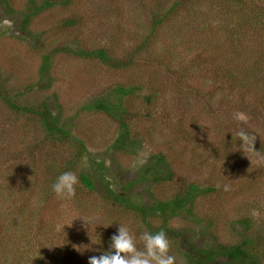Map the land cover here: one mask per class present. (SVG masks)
<instances>
[{"label": "rangeland", "instance_id": "1", "mask_svg": "<svg viewBox=\"0 0 264 264\" xmlns=\"http://www.w3.org/2000/svg\"><path fill=\"white\" fill-rule=\"evenodd\" d=\"M9 1L10 9L0 3V84L5 95L18 106L48 103L72 135L63 144L47 141L37 118L9 109L0 99V264H87L89 256L109 250L119 224L143 247L139 237L148 230L141 218L107 201L100 185L96 192L84 193L77 184L75 197L67 201L52 192L56 177L81 153L79 165L70 171L78 176L102 163L112 188L143 207L173 198L188 184L215 189L196 198L191 214L183 210L169 222L178 234L169 241L175 264H186L180 253L188 240L197 248L236 244L243 220L264 237V76L253 88L238 90L223 78L225 70L214 66L222 54L228 67L245 70L226 54L227 34L246 25L250 9L259 13L264 0H243L245 10L232 0H189L183 11L189 18L178 15L158 28L152 8L176 0H72L68 10L54 8L32 18L30 31L23 33L29 0ZM70 17L78 25L68 29L64 22ZM251 34L256 49L264 31L258 25ZM242 38H235L236 43L240 39L242 52L250 51ZM66 45L104 48L118 59L133 55L135 62L116 70L96 59L60 53L50 80L41 78V56ZM261 48L264 54L262 43ZM131 85L159 96L150 112L140 99L132 101L140 115L131 127L139 143L119 152L112 146L116 123L86 106L117 86ZM241 131L256 138L253 148L240 139L236 143ZM157 155L166 157L170 180L129 189ZM161 221L154 217L150 222L158 227ZM3 227L12 229L4 233ZM214 264L232 263L219 257Z\"/></svg>", "mask_w": 264, "mask_h": 264}, {"label": "trees", "instance_id": "2", "mask_svg": "<svg viewBox=\"0 0 264 264\" xmlns=\"http://www.w3.org/2000/svg\"><path fill=\"white\" fill-rule=\"evenodd\" d=\"M72 0H29L28 11L29 14L24 17L25 20L21 22L20 28L21 32H29L31 19L40 13L52 10L54 8L68 10L73 6ZM224 3L226 0H222ZM238 3L240 6H244L245 9H249L246 5L247 3L243 0H232ZM1 5L5 9H10L9 0H0ZM189 0H176L171 6L170 2L166 5L157 4L155 9L152 8V21L155 28L165 25L169 19L173 17H178V15L184 14L185 17L189 18V13L186 9ZM237 5V7L239 6ZM261 10L256 13L254 9H250L251 16L247 17L246 25L233 30L228 33V39L226 42V54L235 60H238L240 67H244L245 70H237L232 66L228 67V63L223 61V55L221 54L220 48L218 51L219 58L214 62L215 68L218 72L224 71L223 78L227 81L232 82L235 89L238 90H249L253 88L257 81L264 76V54L261 48V43L264 45L262 37H258L261 41L259 46L255 49L252 45L251 32L256 30L259 25V29L264 31V1L260 5ZM255 12V13H254ZM256 22V27H251V22ZM195 22V21H194ZM64 25L66 28L71 29L78 25L76 18L70 17L65 20ZM243 30L244 32L240 31ZM242 38V45L247 42L249 44L250 51H243V46L240 45V39L236 43L238 36ZM36 43H40L41 38L35 36ZM40 39V40H39ZM39 46V50L41 47ZM77 46V45H76ZM61 46L56 47L41 56V66L39 68L41 78H48L50 80V72L53 68L54 58L60 54H66L83 60L96 59L99 60L105 66L114 68L116 70H122L130 68L134 64L135 56L130 55L125 58L118 59L111 54V52L104 48L88 50L82 46ZM145 43L142 44L140 49L136 51L139 54L143 50ZM43 48V47H42ZM142 48V49H141ZM248 49V47H247ZM3 86L0 84V99L5 102L9 109L15 112H21L26 115L33 116L41 123L43 131L47 141L52 143L63 144L71 137V132L67 129V124L61 121L60 117L53 116L51 111V105L46 102H40L36 105L28 106H18L11 101L10 98L5 95ZM158 92L150 91L146 93L141 85L138 86H117L112 90L103 93L100 97L95 98L86 109L102 113L108 116L112 121L118 126V135L113 143V149L119 152H127L129 148L135 147L139 141L134 137L132 131V119L138 118L140 115L135 111L133 107V100L140 99L144 104L147 112H150L153 106L158 101ZM264 96V93H263ZM146 115V113H145ZM240 137L237 139L238 143ZM78 142V141H77ZM234 143V141H231ZM241 142V140L239 141ZM80 145L84 147V144L79 141ZM226 147L231 148V144L225 143ZM85 152V151H84ZM83 157V153L77 155L75 159L67 163L65 171H70L76 168L80 163V158ZM92 164H94L92 162ZM104 165L102 163H96L93 167H89L86 170L78 172V184L79 190L84 193L96 192L97 185H100L104 190V198L109 201L122 206L126 210H130L136 213L142 220L143 225L148 230V233H155L160 230L165 231L169 238V241L177 240L178 234L169 227V222L172 218L180 215L183 210L190 212L192 204L195 202L196 198L206 195L210 192H214L215 189L209 186H200L197 184H188L186 187L174 195L173 198L169 200L155 201L151 205L143 207L141 205H136L133 203L130 196L126 193H119L114 190L111 183L106 179L105 175L102 173ZM89 169V170H88ZM172 176L171 170L169 169V164L167 159L163 155H157L153 158L151 162L144 165L140 172L137 174V179L128 184V188L131 189L137 183H149L153 184L158 181H168ZM189 206H191L189 208ZM154 217H159L162 219L161 224L155 227L150 221ZM243 230L242 239L232 246H224L220 243L216 244L215 249L211 248H197L192 244L191 241L185 242L186 251H182L180 254L185 259L186 264H214L219 257L228 258L232 264H261L264 260V237H261L259 232H253L251 224L247 220L240 222ZM12 228L4 227L1 229L4 233L10 232ZM7 231V232H6ZM184 247V246H183ZM60 264V263H58Z\"/></svg>", "mask_w": 264, "mask_h": 264}, {"label": "clouds", "instance_id": "3", "mask_svg": "<svg viewBox=\"0 0 264 264\" xmlns=\"http://www.w3.org/2000/svg\"><path fill=\"white\" fill-rule=\"evenodd\" d=\"M242 143L253 148L255 137L247 132L238 133ZM78 177L72 171L59 174L51 185L52 192L61 200H72L76 195ZM143 247H137L135 236L127 227L119 224L117 231L110 237L109 250L99 256H89L87 264H175L169 254V238L165 231L143 233L139 237Z\"/></svg>", "mask_w": 264, "mask_h": 264}]
</instances>
